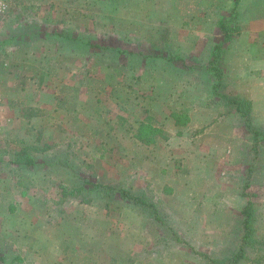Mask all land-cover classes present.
I'll use <instances>...</instances> for the list:
<instances>
[{
  "label": "rangeland",
  "instance_id": "rangeland-1",
  "mask_svg": "<svg viewBox=\"0 0 264 264\" xmlns=\"http://www.w3.org/2000/svg\"><path fill=\"white\" fill-rule=\"evenodd\" d=\"M6 2L0 55L16 53L0 69L10 57L31 97L6 105L26 123L0 130V193L10 196L0 201V264H264V0ZM221 25L230 40L217 91L248 98L257 140L212 91ZM56 107L75 128L90 121L94 135L79 138L90 149L71 170L56 167L57 154L48 173L45 154L30 169L12 163L15 148H37L38 122ZM141 123L160 129L153 143L137 139ZM141 192L157 202V221L135 204ZM248 200L253 246L240 224Z\"/></svg>",
  "mask_w": 264,
  "mask_h": 264
},
{
  "label": "crops",
  "instance_id": "crops-1",
  "mask_svg": "<svg viewBox=\"0 0 264 264\" xmlns=\"http://www.w3.org/2000/svg\"><path fill=\"white\" fill-rule=\"evenodd\" d=\"M48 41L50 42H61L63 46H77L78 41L75 39H67L66 37H61V35H49ZM13 49H9L8 51L3 50V54L0 55V59L5 58L4 55L9 53V56L13 58L15 56V46H12ZM27 52L29 50L27 49ZM1 54V53H0ZM29 55H32V53L29 52ZM10 57H9V68H5V70L0 69V97L3 103L4 111H3V126L5 127V130L7 131V128L10 127L12 123H16L17 121L25 122L27 121L26 116H19V118H14L16 116L15 113H12L10 111H7L6 105H12L10 103H15V100L20 98L27 100L29 97H31L27 92L23 93L21 88L18 87V84H14L15 76L13 75L16 70H18V67L14 62H10ZM2 61V60H0ZM20 65V64H19ZM22 67H28V65H22ZM4 69V68H3ZM5 71V72H4ZM12 74H10L11 72ZM4 72V73H3ZM27 91V90H25ZM13 108V107H11ZM52 109V108H51ZM60 111L59 108L56 107V112H52L53 115H55V119L53 118H48L47 116L43 119L39 120V124L37 128L35 129V136H41L43 137V140H40L39 142L35 143L37 144V148H33L34 152L31 150L33 155V159L35 160L37 157V154H45L44 157L45 159L50 163L49 164H42L40 167V170L44 171L45 173H48L45 169L53 167L51 166V159L50 156L51 154H57V162L55 163L56 167H68L73 169L77 164H74V154L79 153L81 148L85 149H90L89 145L87 142H85L84 145L79 144V138L80 137H86L90 133L92 135L93 131L89 130L90 129V121L86 122L88 127L87 129L81 130L80 127L75 128L74 124L72 121L75 119L74 117L67 116V114L62 115L61 117L58 116V112ZM254 112V106H251V113L253 114ZM67 116V117H66ZM192 117V115L190 114ZM14 118V119H13ZM202 119V116L200 115L199 117ZM79 121V120H77ZM54 122V123H53ZM56 127V128H54ZM55 129V130H54ZM10 131V129L8 130ZM55 132V133H54ZM54 133V134H53ZM26 136H28L26 134ZM37 139V137H36ZM38 140V139H37ZM26 147V146H24ZM23 147V148H24ZM32 148V146H31ZM22 147L20 148H15L13 151L21 150ZM83 149V150H84ZM14 152V154H15ZM47 154V155H46ZM47 157V158H46ZM68 157L70 158V161H68ZM61 158L62 160H59ZM13 160V159H12ZM0 161L2 159L0 158ZM13 163V162H12ZM15 164V163H14ZM19 166V165H18ZM76 169V168H75ZM70 177L73 178L72 174H70ZM79 179V178H77ZM22 194V193H21ZM7 194L0 193V201L5 198ZM8 198L10 196H7ZM20 200H23V198L20 196ZM26 214V213H25Z\"/></svg>",
  "mask_w": 264,
  "mask_h": 264
},
{
  "label": "trees",
  "instance_id": "trees-1",
  "mask_svg": "<svg viewBox=\"0 0 264 264\" xmlns=\"http://www.w3.org/2000/svg\"><path fill=\"white\" fill-rule=\"evenodd\" d=\"M223 30V38L220 41V43L213 48L210 61L208 63V68L209 71L213 77L212 81V91L213 93L217 94L221 98L219 100L223 105H226L227 107H232L231 109L235 111L236 113L239 114V116L243 120V125L250 130V132L253 134L255 140L258 139L259 133L261 130L259 128H256L253 124H251V103L249 102L248 98L245 97H229L225 94H218L217 89L222 85V70L220 68V63L222 61V45H225L226 43L229 42L230 40V35L226 33L224 30V27L221 25L220 27ZM160 131L159 128H156L151 125H147L146 123H141L139 125L138 131L136 133L137 139L142 142L143 144H151L155 141L154 134ZM31 150L33 148H29L28 146L22 147L21 150H17L15 152V157L13 158L12 162L21 166V167H27L28 169L31 168L33 164V155ZM81 190L80 187L78 188H73L69 194L73 193L74 191L77 192V190ZM123 191V189H122ZM124 193V192H123ZM127 194V193H125ZM126 197H128L126 195ZM130 197V196H129ZM133 199L136 202L139 203V205H144L147 211H143L148 217L158 220L161 217L158 215V207H156V201L153 199L152 196H148L145 192H141L140 195L138 196H133ZM141 205V206H142ZM252 202L250 200L247 201V203L242 207L240 210V215L242 216L241 218V226H242V231L244 232L243 234V244L244 245H250L253 246L255 244V239L252 238L253 234V229L251 228V218L254 216L255 210L252 208ZM156 220V221H157ZM247 240H250L248 242ZM239 257L235 256L234 258H223L221 261L217 260L214 261L215 264H226L228 262H233L238 260Z\"/></svg>",
  "mask_w": 264,
  "mask_h": 264
},
{
  "label": "built area",
  "instance_id": "built-area-1",
  "mask_svg": "<svg viewBox=\"0 0 264 264\" xmlns=\"http://www.w3.org/2000/svg\"><path fill=\"white\" fill-rule=\"evenodd\" d=\"M8 11V4L6 2V0H0V15L5 14ZM6 64V63H3ZM3 111H4V107H3V103L0 97V130L3 126Z\"/></svg>",
  "mask_w": 264,
  "mask_h": 264
}]
</instances>
